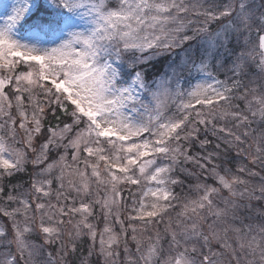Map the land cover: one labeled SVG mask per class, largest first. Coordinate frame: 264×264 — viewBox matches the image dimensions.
<instances>
[{
	"label": "snow or ice",
	"instance_id": "snow-or-ice-1",
	"mask_svg": "<svg viewBox=\"0 0 264 264\" xmlns=\"http://www.w3.org/2000/svg\"><path fill=\"white\" fill-rule=\"evenodd\" d=\"M0 133V264H264V0H24Z\"/></svg>",
	"mask_w": 264,
	"mask_h": 264
},
{
	"label": "rangeland",
	"instance_id": "rangeland-1",
	"mask_svg": "<svg viewBox=\"0 0 264 264\" xmlns=\"http://www.w3.org/2000/svg\"><path fill=\"white\" fill-rule=\"evenodd\" d=\"M23 2H24V0H0V26L4 25L6 17L12 13V8L17 6V5L22 4ZM18 30H19V36L20 37H25V38L27 37V28L26 27L20 28V26H18ZM44 39L46 41H50L51 40L50 37H45ZM32 42H35V41H32ZM57 43H58V41H57ZM45 46H49L50 47V46H54V44L49 42ZM193 76L196 77V79L192 80L193 84H195L197 82V80L203 79V77L198 76L196 73H194ZM218 79H221V78L218 77ZM209 82H211V81H209ZM0 134H2V133H0ZM69 162H71L70 154H69ZM81 167H82V165H81ZM56 174L58 175L59 173L57 172ZM57 186L58 185L54 184L53 188H56ZM127 190H129L131 192H134V193L137 192L136 186H127L126 185L124 187V191H127ZM103 194H104L103 191H101V193H100L101 197L103 196ZM122 195L125 197V200H127L126 197L129 196V193H128V191L125 194L123 192ZM52 202L55 203L56 202L55 199H53ZM127 203L129 205L128 210H126V211L122 210L121 211V219L122 220L125 219V217L129 214V211L131 210V208H130V206H131V197L130 196L128 198ZM4 206H5V204L3 202V197H0V207H4ZM13 207H15V205H13ZM95 211L97 213V216L91 218V222L94 223L97 226V230L99 231V230H102L104 228L105 224H104V221H103V217L100 216V214H99V205L96 206ZM179 211H180V208L178 206L175 209V211H173L171 213V215L175 216V213L179 212ZM132 214L134 215V213H132ZM76 219H79V217H77ZM73 223H75V221H73ZM112 223H113V226H114L115 230L117 232H119L120 225L118 223H115L114 221ZM125 226H127V221H125ZM129 248H130V250L134 251L135 245L134 244H130ZM93 260H95V258H93ZM90 264H94V263L92 261H90Z\"/></svg>",
	"mask_w": 264,
	"mask_h": 264
},
{
	"label": "trees",
	"instance_id": "trees-1",
	"mask_svg": "<svg viewBox=\"0 0 264 264\" xmlns=\"http://www.w3.org/2000/svg\"><path fill=\"white\" fill-rule=\"evenodd\" d=\"M192 19H195V17H192ZM195 26V25H194ZM24 27H26L27 28V26L25 25ZM194 74V73H193ZM218 77L219 78H221V79H224V76L223 75H218ZM56 115L57 116H59L60 118H61V120H64V116H63V114L58 110L57 111V113H56ZM65 122H70V121H65ZM57 123H59V121H57V119L54 117V116H52L51 114H49L48 115V118L44 121V124H45V127H48V126H55ZM60 126H63V124H61ZM42 142V140H40V141H37V144H39V143H41ZM212 149H209V151H211ZM220 161H216V163H219ZM190 170H192V171H198L197 169H195V168H193V166L192 165H188L187 166ZM32 171H33V169H32V167H31V165H29L28 166V170H27V172L26 173H23V174H21V175H17V176H14V177H11V178H7V179H5L4 181H3V183L4 184H6V185H12V184H16L17 182H20V181H27L28 179H29V175L32 173ZM210 182V181H209ZM189 184H194L195 183V181L193 180V181H189L188 182ZM6 191H7V189H6ZM128 191V193H129V190H127ZM127 191H124V194L125 193H127ZM174 191L177 193V194H180L182 197L183 196H189V198H194V195H195V193H193V192H189L188 191V189H187V187H185L184 189H181L180 187H176L175 189H174ZM127 198V200L126 201H128V198H129V196L128 197H126ZM0 222H2V221H0ZM88 242H87V240H85L84 242H83V244H82V246H86V244H87ZM85 254H86V252H85ZM94 264H96V260H91Z\"/></svg>",
	"mask_w": 264,
	"mask_h": 264
}]
</instances>
